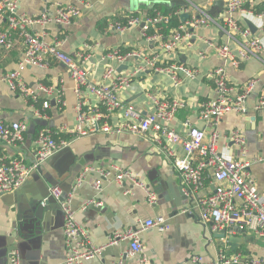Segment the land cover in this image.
Returning a JSON list of instances; mask_svg holds the SVG:
<instances>
[{
    "label": "crops",
    "instance_id": "0c3cea01",
    "mask_svg": "<svg viewBox=\"0 0 264 264\" xmlns=\"http://www.w3.org/2000/svg\"><path fill=\"white\" fill-rule=\"evenodd\" d=\"M217 1L82 0L78 4L82 15L72 23L37 24L31 27V31L41 34L47 41L61 40L63 50L72 57L82 51L85 43H98L96 49L91 50V57L85 61L83 68L89 79L100 82L104 63L98 61L103 50L115 47L140 48L151 53L159 46L157 41L145 37L141 23L120 31L113 25L114 22L121 23L133 15L144 20L149 10L157 4L180 6L181 14L190 10L192 15V7L210 13L217 9ZM254 1L257 3V11L261 8L258 12L264 13V0ZM58 2L67 4L69 0H20L19 11L31 16L41 13L54 16ZM211 16L213 20L204 25L187 27L191 16L184 22L189 35L167 62L176 67L194 69V78L187 77L182 70L177 69L181 82L176 84L172 74L150 71L135 79L130 87L122 89L120 98L123 104L133 103L143 115L154 112L155 99H179L182 106L171 121V128L184 135L187 131L184 122L189 119L193 126L205 129L208 137L213 130H217L220 135L219 151L228 158L249 161L250 177L258 191L264 195V106L257 108L259 100L264 99V50L260 57H252L239 67L227 65L231 82L237 85L244 84L254 76L259 77L258 84L247 98L248 113H230L217 124L200 119V104L215 94L211 73L215 67L223 64L216 46L228 40L221 27L223 10L218 16ZM251 21L260 26L264 23V15L261 21L257 18ZM0 29L8 30L6 20H0ZM12 36L13 47L7 49L0 46V122L26 120L28 131L25 140L18 145L0 139V157H17L31 163L35 156L34 140L38 126L58 129L65 125L67 132H60L58 137L69 138L74 135L77 96L74 81L65 64L53 61L48 68L26 66L21 75L28 85L35 86L41 82L64 89L62 109L55 107V100L52 99L49 117H39L26 99L19 92L12 91L3 81L7 73L18 68L24 56V37L16 31L12 32ZM142 60H130L129 69ZM122 122L123 108L118 109L110 118V124L114 127L120 126ZM235 131L244 137V144L232 139ZM158 136L154 131L147 135L94 132L74 140L65 153L46 160L19 189L0 198V264H10L13 250L19 251L22 264H65V215L60 198L51 194L52 188L60 186L66 196L64 188L68 186L67 179L72 170H82L90 165L107 167L112 164L131 169L145 187L157 193V202H148L147 191L143 187H134L132 194H125L124 187L114 180L104 182L102 188L97 190L92 184L98 176L97 172L91 174L75 191L72 187V207L78 222L87 231L89 242L97 247L106 245L101 255L85 264H141L143 256L154 264H183L193 255H200L211 262L221 252L264 256V238L248 230L228 233L245 237V241L238 242L235 250L229 247L227 238L216 237V233L221 231L215 230L211 223L203 221L198 215V200L210 194L216 186L211 171L205 172L203 187L190 195L185 194L180 173L175 166L176 157L184 156V150L181 145L175 144L174 156L169 155L165 148L166 139ZM44 196H53L57 201L54 202L55 208L47 211L45 217L39 218L36 211L31 210V201ZM92 200L99 204L85 206ZM157 216H165L169 228L165 231L157 227L143 230L140 234L143 243L141 253L133 256L130 254L129 240L109 245L115 231L138 227L140 220Z\"/></svg>",
    "mask_w": 264,
    "mask_h": 264
},
{
    "label": "built area",
    "instance_id": "2783aa9c",
    "mask_svg": "<svg viewBox=\"0 0 264 264\" xmlns=\"http://www.w3.org/2000/svg\"><path fill=\"white\" fill-rule=\"evenodd\" d=\"M81 1L69 0L67 4L58 2L54 16H49L47 13L31 16L19 11L20 0H0V20H6L8 23V30L0 29V46L7 49L13 47V31L20 33L25 43L24 56L18 68L7 73L3 81L12 91L19 92L39 117L48 118L49 115L45 110L50 109L52 99L55 100V106L58 105V108L62 109L64 89L61 86L41 82L35 86L28 85L23 80L21 71L26 66L48 68L53 61H58L68 67L77 96L76 123L72 137H58L60 132H67L68 128L65 125L58 129L45 126L35 136V156L31 163L17 157L9 159L0 157V198L19 189L46 160L69 147L74 140L80 137L100 131L128 132L135 135H147L150 131H154L159 134V138L166 139L165 148L169 155L174 156L173 145L175 144L181 145L184 150V156L176 157L175 166L180 173L185 194L190 195L193 191L203 187L205 172L211 171L216 186L210 194L198 200V215L203 221L211 223L215 230L226 231L227 234L235 232L238 228L264 238V195L258 191L250 177L249 161L224 156L219 151L220 135L217 130H213L208 137L205 129L193 126L189 119L184 122L187 128L184 135L171 128L170 123L182 106L179 99H155L154 112L143 115L133 103L123 104L120 98L122 89L130 87L135 79L150 71L170 73L176 84L181 82L177 69L182 70L187 77L194 78V69L176 67L175 64L167 62L170 61V55L189 35L187 27L208 24L213 20L211 14L207 10L192 7L193 14L188 26L185 27L183 24L173 29L168 40L163 41L160 33L147 37L159 43L158 48L151 53L140 48H133L127 52H123L121 47L103 50L98 61V63H104L102 79L100 82H95L89 79L83 64L91 57V50L96 49L98 43H85L82 51L72 57L63 50L61 40L47 41L41 34L31 31V27L37 24L48 25L53 22L66 25L72 23L82 15V9L78 5ZM224 3L221 27L228 40L216 46V52L223 60V64L215 67L211 73L214 96L203 101L198 111L200 119L214 124L230 113L247 114V98L259 82L258 76L250 78L242 85L231 82L227 65L239 67L242 62L252 57H260L264 50V23L256 26L257 31L253 32L246 21L254 18L262 20L264 13L256 11L257 3L255 4L254 0H224ZM170 16L171 14L165 16L158 12L155 17L146 18L143 26L144 35L150 25L162 21L167 22ZM142 21L140 17L135 16L131 17L127 24L116 21L113 25L116 29L124 31ZM139 58L143 60L134 68L119 71L121 65H129L130 60ZM37 103H41V109L37 107ZM262 106H264L263 98L259 100L257 108ZM121 108H123V122L120 126L114 127L110 124V118ZM27 131L26 120L0 122V139L3 141L18 145L25 140ZM232 139L239 144L245 143L239 131L233 133ZM96 172L98 176L92 184L97 190L102 188L104 182L114 180L124 187L125 194H132L134 187H143L147 191L148 202L150 204L157 202V193L145 187L131 169L121 168L115 164L107 167L93 165L84 167L73 182L74 191ZM51 194L59 199L64 196V191L60 186H55ZM72 195L71 190L61 202L65 215V264H85L88 260L101 255L106 245L97 247L89 242L87 231L78 222L76 212L72 207ZM91 203L97 204L98 202L88 201L85 206ZM151 227L165 231L169 225L165 216L140 220L138 227L115 231L109 245L120 240H129L131 242L130 254L132 256L139 254L143 251L140 234ZM140 262L141 264H154L146 256H143ZM243 263L264 264V256L244 252L233 254L221 252L219 257L211 262L204 260L200 255H193L183 264ZM10 264H22L18 250L12 251Z\"/></svg>",
    "mask_w": 264,
    "mask_h": 264
},
{
    "label": "water",
    "instance_id": "95a60500",
    "mask_svg": "<svg viewBox=\"0 0 264 264\" xmlns=\"http://www.w3.org/2000/svg\"><path fill=\"white\" fill-rule=\"evenodd\" d=\"M183 3L187 4L185 1ZM224 4L225 3L222 0L217 1L216 4H215V8H217V9H214L212 12H210V14H212L214 17L218 16L221 13V11L223 10ZM190 16H191V12L190 11H185L184 13L181 14V19H182L183 22H185L187 19L190 18ZM145 19L141 22V26L142 27L145 24ZM246 21H247V24L249 25V27L252 29V31L256 32L257 27L253 23V21H251V20H246ZM128 68H129V65L128 64H124V65H121L119 67V71L127 70ZM69 148L70 147L65 148L64 150H62L59 153H57L55 156H57L59 154H62V153H65ZM80 170L79 169H74V170L71 171L70 176L67 179L68 186L64 188V190L66 192L65 194H68L71 191L73 182L76 179L77 175L79 174ZM55 200L56 199L53 196H49V197H45L44 196L42 198L33 199L31 201V208H32L31 210H35L36 211L35 214H36L37 217L43 218V217H45L47 211H50L53 208H55V206H54ZM64 200H65V197L62 196V197H60L59 201L63 202ZM235 231L236 232H243V230H239L238 228H236ZM216 237L227 238L228 245H229V247L232 250H235L238 242L245 241V237H240V236H237V235H234V234L228 235L226 231H221V232L216 233Z\"/></svg>",
    "mask_w": 264,
    "mask_h": 264
},
{
    "label": "trees",
    "instance_id": "16d2710c",
    "mask_svg": "<svg viewBox=\"0 0 264 264\" xmlns=\"http://www.w3.org/2000/svg\"><path fill=\"white\" fill-rule=\"evenodd\" d=\"M181 10L180 6H173V7H168L162 4H157L155 5L151 10H149V12L147 13V18L149 17H155L157 15L158 12H161L163 15L168 16L169 14H171L169 20L167 22H158L154 25H150L146 31V35L145 37L147 38L148 36L154 35L156 33H160L162 35V40H168L169 36L172 34V30L175 28H179L181 25L184 24V22H182L181 19V13H177ZM257 11V9H256ZM258 11H261V8H258ZM131 17H135V15L131 16ZM131 17L125 18L124 20H122V24H127L129 19ZM131 49H123V52H127L130 51ZM52 65V63H51ZM38 108L41 109V103H37L36 104ZM55 107H58V105H56ZM47 112V114H50V110L46 109L45 110ZM44 127V126H43ZM42 126H38L37 132H39L42 128ZM54 129V128H53ZM36 132V133H37Z\"/></svg>",
    "mask_w": 264,
    "mask_h": 264
}]
</instances>
